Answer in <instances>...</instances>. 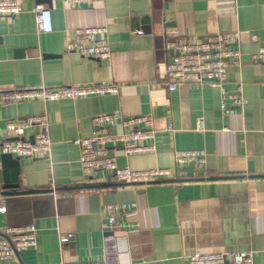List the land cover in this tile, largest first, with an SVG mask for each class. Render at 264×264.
I'll list each match as a JSON object with an SVG mask.
<instances>
[{
  "label": "crops",
  "instance_id": "0c3cea01",
  "mask_svg": "<svg viewBox=\"0 0 264 264\" xmlns=\"http://www.w3.org/2000/svg\"><path fill=\"white\" fill-rule=\"evenodd\" d=\"M18 1L20 14L0 17V142L8 139L7 121L46 115L52 153L20 160V182L24 190L53 192L0 198L6 208L0 231L38 229L35 249L0 264H188L194 250L254 251V262L264 264V64L251 60L264 46V0H94L85 9L64 0ZM38 4L52 11L51 33L38 31ZM147 18L149 25L142 23ZM89 27L107 28L109 61L67 50L75 31ZM234 31L244 56L241 67L228 68L226 89L242 93L244 108L228 102L237 113L224 116L221 90L208 85L168 90V40ZM104 84L117 92L47 103L5 97L13 90ZM112 113L151 115L157 131L153 141L138 142L154 144L151 154L128 156L124 147L110 146L119 167L173 168L175 151L196 150L206 153V170L147 186L96 187L119 183L107 172L87 178L73 142L93 134L94 117ZM124 203L136 209L119 211L117 220L136 228L105 231L107 206ZM63 235L69 240L62 242Z\"/></svg>",
  "mask_w": 264,
  "mask_h": 264
},
{
  "label": "built area",
  "instance_id": "2783aa9c",
  "mask_svg": "<svg viewBox=\"0 0 264 264\" xmlns=\"http://www.w3.org/2000/svg\"><path fill=\"white\" fill-rule=\"evenodd\" d=\"M39 2L40 0H35ZM67 5L77 9L90 7L94 0H64ZM22 11L18 0H0V17L12 18ZM37 28L40 33L53 32V15L51 9L38 4L35 8ZM76 39L69 43L67 50L82 57L95 58L99 61H109L112 49L106 27H89L75 31ZM253 42H258V36L252 35ZM241 33L220 32L206 37L175 38L165 44L168 62L165 68L164 80L168 90L173 92L180 85L197 84L219 88L223 102L221 112L224 116L237 113L233 107L240 109L247 105V99L241 92L230 94L226 89L227 71L231 66L241 67L243 52L240 48ZM254 64H264V46L251 54ZM115 84L64 86L39 89L13 90L5 97L16 101L40 100L45 103L60 100H78L90 96H103L116 93ZM94 131L90 137H81L73 143L80 149V165L84 175L94 179L100 172H107L119 184L142 185L163 181L165 179H183L199 177L207 167V155L204 151H175V167H152L147 169L121 168L114 156L107 151L110 146H122L126 155L151 154L156 151L154 144L140 146L139 141H153L157 131L154 118L145 115L125 119L120 113L98 115L92 120ZM119 127L118 133L112 128ZM200 129L203 124L200 123ZM30 130H35L30 134ZM8 139L0 142V156L12 155L23 160L47 159L52 153L53 142L50 133V121L46 115L31 116L23 120H10L6 123ZM33 138V142L31 141ZM18 139V140H13ZM134 203L107 206L103 224L105 231L135 229L136 226L117 220L118 212L135 210ZM0 213H6V208L0 203ZM69 236H61L66 242ZM38 245V229L35 225L27 227L5 226L0 231V262L12 261L21 253L33 250ZM256 264L254 251L206 253L194 250L188 256V264ZM79 264H106L101 261H91Z\"/></svg>",
  "mask_w": 264,
  "mask_h": 264
},
{
  "label": "water",
  "instance_id": "95a60500",
  "mask_svg": "<svg viewBox=\"0 0 264 264\" xmlns=\"http://www.w3.org/2000/svg\"><path fill=\"white\" fill-rule=\"evenodd\" d=\"M142 23L148 24L150 23L149 19H143ZM52 57L51 55H49ZM18 140V139H13ZM33 138L31 141L33 142ZM1 168H2V185H0V198H8L13 196H27L31 194H45L53 192L52 190H28L22 189V184L20 182V174H21V162L20 159L13 157L12 155H1ZM163 181H159L157 183H161ZM126 186V184H105L96 187H121ZM79 188L87 189L89 187H75L71 188L73 190H77ZM229 264V263H226Z\"/></svg>",
  "mask_w": 264,
  "mask_h": 264
}]
</instances>
